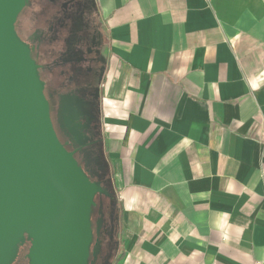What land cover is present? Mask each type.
Segmentation results:
<instances>
[{"label": "crops", "instance_id": "obj_1", "mask_svg": "<svg viewBox=\"0 0 264 264\" xmlns=\"http://www.w3.org/2000/svg\"><path fill=\"white\" fill-rule=\"evenodd\" d=\"M114 264H264V0H94Z\"/></svg>", "mask_w": 264, "mask_h": 264}, {"label": "water", "instance_id": "obj_2", "mask_svg": "<svg viewBox=\"0 0 264 264\" xmlns=\"http://www.w3.org/2000/svg\"><path fill=\"white\" fill-rule=\"evenodd\" d=\"M27 0H0V264L30 238L28 264H87L99 182L60 141L30 48L15 23Z\"/></svg>", "mask_w": 264, "mask_h": 264}, {"label": "flooded vegetation", "instance_id": "obj_3", "mask_svg": "<svg viewBox=\"0 0 264 264\" xmlns=\"http://www.w3.org/2000/svg\"><path fill=\"white\" fill-rule=\"evenodd\" d=\"M27 6L32 32L28 46L41 78H52L55 87L71 93L95 94L103 73L105 50L94 0H27ZM96 199L93 209L103 223L104 203L101 196ZM24 251L21 248L19 256ZM20 258L14 264L26 260Z\"/></svg>", "mask_w": 264, "mask_h": 264}, {"label": "trees", "instance_id": "obj_4", "mask_svg": "<svg viewBox=\"0 0 264 264\" xmlns=\"http://www.w3.org/2000/svg\"><path fill=\"white\" fill-rule=\"evenodd\" d=\"M25 11L30 13L28 6L24 7L17 17L15 23L16 33L17 22H19L18 20L21 14ZM18 37L20 38L19 35ZM31 38L32 32L29 31L25 39H20L28 45L31 43ZM38 74L43 83L45 96L49 102L53 126L60 141L68 150L75 151L74 156L83 172L91 181L99 182L107 193V195L96 194L94 197V201H97L96 198L101 196L104 203L103 212H105L106 218L103 217V223L100 222V217L95 216L96 209L92 207L91 227L93 234L89 246L87 264H114L118 259L119 253L120 218L105 148L100 134L98 120V97L100 89L97 88L95 94L86 91L83 95L71 94L69 90H65V88L60 86L55 87L53 84L50 85L51 87L48 89L46 81L41 78L40 73ZM76 95L79 96V98H77ZM74 98H76V100ZM92 101L96 102V105H94ZM76 102H80L81 105L78 111L73 110V103ZM88 103H92L90 108L88 107ZM53 112H55L56 117H54ZM56 123L60 128V134L57 130ZM91 149L95 151L93 155L89 153ZM29 247L30 238L25 234L14 247L9 257V263L17 251L18 259L20 257L26 258L22 264H28L27 253ZM21 248H24L25 251L23 255L19 256Z\"/></svg>", "mask_w": 264, "mask_h": 264}, {"label": "rangeland", "instance_id": "obj_5", "mask_svg": "<svg viewBox=\"0 0 264 264\" xmlns=\"http://www.w3.org/2000/svg\"><path fill=\"white\" fill-rule=\"evenodd\" d=\"M18 21L19 22L17 23V33L20 36V38L25 39L26 36H27V33L29 31H31L30 30L31 29V27H30V25H31L30 13L28 11L23 12L21 14V16H20V18H19ZM42 79L46 81V86H47L48 89H50V87H51L50 85L53 84V79L52 78H49L48 80H46L47 79L46 76H44V78H42ZM54 82L56 83L57 81H54ZM74 94H76V93H74ZM76 97L79 98V96H77V95H76ZM74 99L76 100V98H74ZM92 103L94 105H96V102L92 101ZM92 103H90V104L88 103V107L89 108L92 106ZM80 106H81L80 105V102L73 103V110L78 111V109L80 108ZM53 115H54V117H56L55 112H53ZM99 117L100 116L98 114V120H99ZM56 126H57V130H58V132L60 134V128L58 127V124L57 123H56ZM89 153L93 155L95 153V151L91 149V150H89ZM103 213H105V212H103ZM95 216L97 217V213L95 214ZM103 217L106 218L105 214H104ZM16 260H17V251L13 255V258H12V260H11L10 263L11 264H14Z\"/></svg>", "mask_w": 264, "mask_h": 264}]
</instances>
